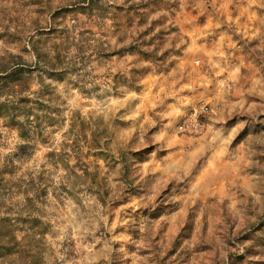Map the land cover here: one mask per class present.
<instances>
[{"label":"rangeland","instance_id":"374dc122","mask_svg":"<svg viewBox=\"0 0 264 264\" xmlns=\"http://www.w3.org/2000/svg\"><path fill=\"white\" fill-rule=\"evenodd\" d=\"M13 235L0 264H264V0H0Z\"/></svg>","mask_w":264,"mask_h":264},{"label":"built area","instance_id":"2783aa9c","mask_svg":"<svg viewBox=\"0 0 264 264\" xmlns=\"http://www.w3.org/2000/svg\"><path fill=\"white\" fill-rule=\"evenodd\" d=\"M210 112L211 109L206 104L192 107L179 122V132L185 135L199 134L204 128L205 117L208 116Z\"/></svg>","mask_w":264,"mask_h":264},{"label":"trees","instance_id":"16d2710c","mask_svg":"<svg viewBox=\"0 0 264 264\" xmlns=\"http://www.w3.org/2000/svg\"><path fill=\"white\" fill-rule=\"evenodd\" d=\"M65 50H67V48H64V52H65ZM18 71V70H17ZM4 72H6V70L4 71ZM13 72H16V70H14ZM14 126H16V128L18 129V133H19V137H20V139H25L26 137V134H25V132L22 130V126H21V123H19V122H17ZM26 148V146H24V147H19L18 148V150L19 151H23V149H25ZM52 155H55V154H53L52 153ZM13 238H14V241L12 242L11 241V243L9 242V241H6V242H3V241H1L0 240V244H2L1 245V247H0V254H1V252H2V250H6V247L9 245V244H16V245H21V241H17L16 240V238H15V236L13 235ZM20 255H21V253H20Z\"/></svg>","mask_w":264,"mask_h":264}]
</instances>
